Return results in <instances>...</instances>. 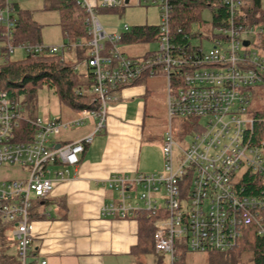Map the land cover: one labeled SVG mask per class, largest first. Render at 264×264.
<instances>
[{"label": "built area", "instance_id": "1", "mask_svg": "<svg viewBox=\"0 0 264 264\" xmlns=\"http://www.w3.org/2000/svg\"><path fill=\"white\" fill-rule=\"evenodd\" d=\"M15 1L4 0L0 6V23L7 28L12 26L9 15ZM135 1L156 5L160 17L155 32L143 35L156 40L157 47L141 57L120 48L135 41L126 40L131 28L124 25L122 32L108 34L97 16L130 0H75L84 11L88 37L63 46L84 50L96 108H85L68 121L31 117L0 90V165L17 164L26 171L22 180L0 182V216L15 222L19 264H46L27 262L28 223L33 198L47 197L67 175L66 168L54 166L78 164L79 154L104 127L108 103L120 88L160 74L167 80L169 118L162 171L112 175L107 184L117 200L104 204L101 214L125 218L143 213L151 218L153 248L167 253L170 264H175L176 241L189 251L225 252L236 247L250 227L264 237V124L256 125L260 120L248 116L249 89L264 83V53L247 50L251 41L246 36L262 31L244 17L247 0H202L211 13L209 33L192 31L193 22L202 19L191 6L185 14L177 12L176 6L189 0ZM191 38L212 45L204 50L199 43L192 45ZM18 47L32 54H54L61 48L41 43ZM13 48L9 46V52ZM173 116L193 120L185 147L175 141ZM91 117L95 125L90 133L56 144L62 130Z\"/></svg>", "mask_w": 264, "mask_h": 264}, {"label": "crops", "instance_id": "2", "mask_svg": "<svg viewBox=\"0 0 264 264\" xmlns=\"http://www.w3.org/2000/svg\"><path fill=\"white\" fill-rule=\"evenodd\" d=\"M260 7L264 14V0H260ZM83 52L75 48L78 59H82ZM147 78L115 93L104 127L79 154L78 164H56L55 169H67L64 180L57 182L47 197L33 198L28 263L46 260V264H143L141 256L153 253L145 244L138 246L139 221L135 216L101 214L104 204L117 200L116 191L107 184L112 175L156 172L138 169L142 142L138 125L146 111L143 98L147 95L141 86ZM135 98L141 99L132 109L129 106ZM73 112L79 115L78 111ZM73 112L68 111L62 119L53 118L68 121L77 117ZM94 125L91 117L78 129H64L56 144L78 140L90 133Z\"/></svg>", "mask_w": 264, "mask_h": 264}, {"label": "rangeland", "instance_id": "3", "mask_svg": "<svg viewBox=\"0 0 264 264\" xmlns=\"http://www.w3.org/2000/svg\"><path fill=\"white\" fill-rule=\"evenodd\" d=\"M20 8L29 10L32 18L40 24L41 44L44 46H59V54L68 62H73L79 71H85L86 65L82 59H78L75 53V47L63 46L69 43V39L63 34L60 27V11L58 9L45 8L44 0H16ZM192 7V6H191ZM192 9L201 13V21L193 22L192 31L194 32H211L210 21L211 13L207 7H202L198 11L195 7ZM4 16L6 14L3 12ZM15 16V13H13ZM98 19L106 31V33H120L124 30V25L128 28L138 25H158L160 23L158 7L154 4H137L135 0H130V3L125 6H120L115 9L102 10L98 13ZM250 41L247 50H257L259 53H264L261 47V38L264 37V32L258 39L256 35L246 36ZM191 44H201L204 50H207L212 45L210 40L191 38ZM0 46H5L0 42ZM157 47L156 40L151 37L143 36L138 41L133 43L125 42L120 45V48L131 56L141 57L147 50H152ZM9 60H20L25 58L26 52L21 47H14L9 53ZM4 55L0 53V63L4 62ZM147 90V95L143 98L146 103V111L143 115L142 122L138 125L142 136L140 151L138 153V169H143L144 172L151 170L161 172L163 168V154L162 144L164 133L169 126V118L167 115V80L163 75L149 76L145 85H142ZM250 100L248 104V116L254 117L258 111H264V88L262 86H253L249 89ZM21 97V106L23 112L31 117H40L42 119L64 118L68 111L73 110L61 103L57 94L48 86H41L36 88L32 99H23ZM141 98H135L134 104L129 106L132 109L137 108V102ZM142 101V100H141ZM23 103V104H22ZM108 103V107L110 106ZM75 113V112H73ZM80 114V112H78ZM76 116L77 113H75ZM90 118L83 122L88 123ZM192 119L173 116L171 118V125L174 130V138L181 146H186L189 142L190 134L194 130L192 127ZM202 121L200 120V123ZM78 127V126H76ZM74 127L73 130L78 129ZM98 135V134H97ZM26 177V171L17 164H3L0 165V182H8L13 180H22ZM11 239L14 236L11 232ZM150 245H148L149 248ZM249 244H246L245 238L240 239L236 246V252L240 253L243 247L246 249L240 253L237 264H250V250ZM151 249V248H149ZM16 251L12 244L10 253ZM180 253L176 249V254ZM236 255V254H235ZM229 256V255H228ZM160 258L163 264H170L169 255L164 252H157V254L146 253L141 256L143 264H156V258ZM229 259V257H228ZM209 255L206 252L186 251L183 257V264H209Z\"/></svg>", "mask_w": 264, "mask_h": 264}, {"label": "trees", "instance_id": "4", "mask_svg": "<svg viewBox=\"0 0 264 264\" xmlns=\"http://www.w3.org/2000/svg\"><path fill=\"white\" fill-rule=\"evenodd\" d=\"M189 2H180L176 6L177 12L185 14L189 6L195 7V10L198 11L205 5L202 0H189ZM3 5L4 0H0V6ZM44 7L60 11V27L69 40L87 39L88 35L84 23L85 14L75 0H44ZM13 13H15V16ZM244 17L249 23L262 29L256 35L259 39L264 32V14L260 7V0H247L244 7ZM9 20L12 21V26L9 28L4 23H0V42L5 44V46H0V53L6 56L4 62L0 63V90L6 91L11 99L21 103V97L28 100L32 99L31 97L34 96L36 88L45 85L54 90L61 103L74 111L80 112L85 108H96L97 99L91 91L92 75L89 68H86L85 71H79L75 63L68 62L59 53L32 54L25 51V58L9 60V46L17 47L25 44L41 43V26L32 18L29 10L20 8L18 3L14 2L12 3ZM154 32L155 25L133 26L126 36V40H139L143 35H151ZM261 47L264 50V37L261 38ZM146 78L147 76H143L134 83L142 82ZM260 86L264 88V83ZM255 116L260 120L256 125H261V122L264 124V120H262L264 119V111H258ZM245 182H247V179H245ZM247 189L249 188L247 187ZM135 217L139 221L140 241L138 246L145 244V247L148 248V245H150L149 248L151 249H148L157 254V251L153 248V233L155 230L153 220L143 213H137ZM14 226V221H6L0 216V264L20 263L17 241L15 238L12 240V235H10ZM242 238H245L246 244H249L250 264H264V237L259 236L255 229L250 227ZM12 244L16 248L14 253H10ZM175 246L179 252L181 251V254H176L175 249V264H183V257L187 248L179 244L178 241H176ZM245 249L246 247L242 248L243 251ZM235 250L236 247L225 252H206L209 255L208 262L209 264H237L240 253L242 254L243 251L234 253ZM155 262L156 264H163L158 257Z\"/></svg>", "mask_w": 264, "mask_h": 264}, {"label": "water", "instance_id": "5", "mask_svg": "<svg viewBox=\"0 0 264 264\" xmlns=\"http://www.w3.org/2000/svg\"><path fill=\"white\" fill-rule=\"evenodd\" d=\"M243 44H244V45H247V44H248V40H244V41H243Z\"/></svg>", "mask_w": 264, "mask_h": 264}]
</instances>
